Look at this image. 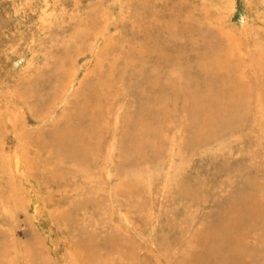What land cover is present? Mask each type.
<instances>
[{
  "label": "rangeland",
  "instance_id": "rangeland-1",
  "mask_svg": "<svg viewBox=\"0 0 264 264\" xmlns=\"http://www.w3.org/2000/svg\"><path fill=\"white\" fill-rule=\"evenodd\" d=\"M0 264H264V0H0Z\"/></svg>",
  "mask_w": 264,
  "mask_h": 264
},
{
  "label": "bare ground",
  "instance_id": "bare-ground-1",
  "mask_svg": "<svg viewBox=\"0 0 264 264\" xmlns=\"http://www.w3.org/2000/svg\"><path fill=\"white\" fill-rule=\"evenodd\" d=\"M69 133H70V131H68ZM72 132H74V131H72ZM74 134V133H73ZM69 135H71V134H69ZM71 139H73V138H71ZM70 140V139H69ZM71 141V140H70ZM73 142V141H72ZM74 143V142H73ZM75 144V143H74ZM76 145V144H75ZM143 146V145H142ZM144 146H146V145H144ZM141 147L142 148V151H143V148H146V147ZM72 147H73V145H72ZM84 147V146H83ZM83 147H81V149L83 148ZM138 148V147H137ZM74 149H75V147H74ZM78 149L80 150V152H82L83 153V151L78 147ZM84 150H86V148L84 149ZM138 151V150H137ZM138 152H141V151H138ZM73 153V155H74V153H75V151L74 152H72ZM135 153H136V150H135ZM78 154H79V151H78ZM72 155V154H71Z\"/></svg>",
  "mask_w": 264,
  "mask_h": 264
}]
</instances>
